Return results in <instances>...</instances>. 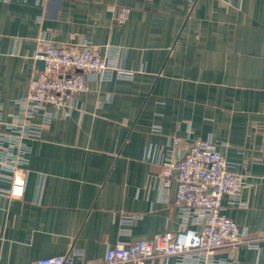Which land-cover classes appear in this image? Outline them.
<instances>
[{
    "label": "crops",
    "instance_id": "0c3cea01",
    "mask_svg": "<svg viewBox=\"0 0 264 264\" xmlns=\"http://www.w3.org/2000/svg\"><path fill=\"white\" fill-rule=\"evenodd\" d=\"M43 39L112 48V61L134 76L92 82L70 116L27 142L21 200L6 196L0 167V264L56 256L103 264L120 241L178 232L176 185L169 202L160 188L174 138L178 154L213 143L249 178L243 207L225 197L223 214L259 247L240 246L238 262L264 264V0H0L5 120L41 70Z\"/></svg>",
    "mask_w": 264,
    "mask_h": 264
},
{
    "label": "built area",
    "instance_id": "2783aa9c",
    "mask_svg": "<svg viewBox=\"0 0 264 264\" xmlns=\"http://www.w3.org/2000/svg\"><path fill=\"white\" fill-rule=\"evenodd\" d=\"M128 10L118 12L124 22ZM90 43L56 44L41 40L35 59L44 62L36 72L26 95L17 101L18 112L4 119L0 99V167L3 180L11 183L6 196L21 200L24 194L29 140L39 139L42 127L58 117H67L77 107V97L89 90L92 82H108L114 78L131 80L133 72L113 62L115 52ZM40 118V124L32 123ZM157 131V129H156ZM180 140L174 138L163 161L160 179L161 200L169 202L176 185L175 205L181 220L176 233L158 234L150 240L120 241L107 250L103 264H154L160 258L175 257L177 264H240L235 257L240 246L258 249L247 238L245 230L223 214V199L232 206L243 207L241 193L250 188L249 178L237 171L211 142L197 141L189 152L178 159ZM242 170L245 165L241 166ZM177 175H174V170ZM128 217L123 223L131 224ZM264 241V229L261 235ZM221 250L229 251L228 259L216 258ZM35 264H83L74 256H56Z\"/></svg>",
    "mask_w": 264,
    "mask_h": 264
},
{
    "label": "water",
    "instance_id": "95a60500",
    "mask_svg": "<svg viewBox=\"0 0 264 264\" xmlns=\"http://www.w3.org/2000/svg\"><path fill=\"white\" fill-rule=\"evenodd\" d=\"M38 66L40 67L41 70H43V69H44V62H43V61H39V62H38ZM191 148H192V145H190V146L188 147V149L186 150V152H183V153H181V154H178V156L176 157V158H177V161H176V163H175V168H177V166H178V159L182 158L183 155H184L185 153L189 152ZM173 173H174V175H177L178 172H177V170L175 169Z\"/></svg>",
    "mask_w": 264,
    "mask_h": 264
}]
</instances>
